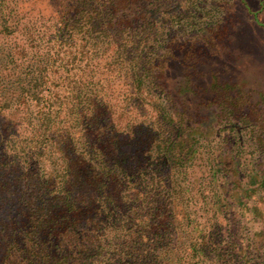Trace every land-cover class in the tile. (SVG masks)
Returning a JSON list of instances; mask_svg holds the SVG:
<instances>
[{
	"label": "rangeland",
	"instance_id": "obj_1",
	"mask_svg": "<svg viewBox=\"0 0 264 264\" xmlns=\"http://www.w3.org/2000/svg\"><path fill=\"white\" fill-rule=\"evenodd\" d=\"M104 1L126 6L119 31L147 41L141 55L130 49L124 60L109 25L91 26L97 1L0 0V174L16 184L5 192L21 195L36 180L49 190L44 181L52 169L63 179L67 161L96 170L120 162L128 171L111 188L117 209L89 191L83 225L56 241L68 244L73 264H264V0ZM58 35L67 48L53 43ZM88 49L99 57L94 80L116 97H104L94 130L78 115L55 119L70 128L68 159L56 134L29 137L41 122L22 93L38 66ZM136 61L153 76L140 95L128 76ZM75 97L64 89L58 103ZM13 217L20 234L0 239V264H28L32 229L19 206Z\"/></svg>",
	"mask_w": 264,
	"mask_h": 264
},
{
	"label": "trees",
	"instance_id": "obj_2",
	"mask_svg": "<svg viewBox=\"0 0 264 264\" xmlns=\"http://www.w3.org/2000/svg\"><path fill=\"white\" fill-rule=\"evenodd\" d=\"M94 1L97 2L91 4L92 8L89 11L91 13L90 19L93 21V23L90 22L91 26L96 28L97 26H105L104 23L109 25V27L106 26L111 32L109 38L118 45L121 58H124V60H127L130 49H132V52H139V55H141L140 49L147 41L142 39L140 42H136L132 36H125L126 31L123 33L119 31L123 20L119 19L121 23L118 20L116 21L119 17L117 12H121L126 6H123L121 2L113 4V7L117 5L115 11H113L106 1ZM96 21H99L97 26ZM75 33L76 31L72 32L71 36H74ZM59 37L61 36L58 35V39L53 43L56 46L67 48L68 45L63 46V42L59 43L61 41ZM90 54L92 52L89 49L86 51H69L72 58L68 57L67 60H61L59 64L47 60L42 66H38L31 81L30 89L24 88V93H22L24 107L26 109L33 108L37 112V119L41 122L40 125L36 126L39 128L31 130L29 137L35 139L38 133L41 134L42 131L50 133V135L54 134L53 137L56 134L58 137L57 150L68 159L71 157L69 151L71 143L68 142L72 141L70 128L64 131H61L60 128L57 129L55 119H60L62 113L65 114V119L78 115L79 119L75 121L79 126L83 125L86 126V129L94 130L100 124L103 108H107L104 97H116V90L109 89L110 86L107 84L106 87V84L102 83L101 80H94L100 63L94 64V60L99 57L90 58ZM84 61H87V64L79 68L81 65L78 66V64H82ZM136 63L137 65L133 64L129 68L128 76L132 79L133 85H136V94L140 95L144 91L143 86L147 83V79L153 78V76L147 74L146 70L142 71L138 66V61ZM90 69L91 71L87 72ZM251 75H254V73ZM75 77L80 80L74 81ZM215 78L213 80L221 82ZM223 84L227 85L226 82ZM83 88L88 90L85 101L80 98ZM64 89H70L71 92L75 91L76 97L71 102L59 105L58 100L61 98ZM109 92H112V94ZM62 109L66 111L64 112ZM87 136L88 134H84L85 138ZM61 141H64L65 144H62ZM97 152L102 155L105 154L102 149L97 150ZM119 163L110 164L109 162V166L107 162H104V166L96 170L93 165L83 159L67 161L65 162L63 179L58 175V169H52L50 179L44 181V183L51 184L49 190L47 188L44 190L45 188L41 187L43 183L41 180L34 179L36 181L31 185L32 190L25 191L21 195L16 191L5 192L7 189L16 187V184L13 179L7 178L6 180L2 178L4 174H0V239L7 235V242H10L12 238L14 241L15 236L20 234L15 232V229L10 230V228L19 225L13 217L15 207L19 206L22 208V212L25 213V228L32 229V232L27 236L32 242L34 253L30 251L31 254L25 261L28 264H73L68 244H61L60 241L57 244L56 241L60 236L64 238V241L70 240L83 225L82 220L85 213L93 203L90 196H88L89 191L101 196L99 198L105 200L104 206L108 207L109 210L117 209L118 199H116L111 188L116 184L119 173L122 174L128 171L126 166L121 163L118 166ZM178 163L179 161L175 165H178ZM80 164L85 165V168H82ZM8 174L12 176L11 167H9ZM134 192L138 193V190H134ZM76 239L78 240V238Z\"/></svg>",
	"mask_w": 264,
	"mask_h": 264
}]
</instances>
